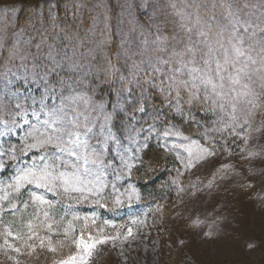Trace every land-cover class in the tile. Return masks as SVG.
Masks as SVG:
<instances>
[{"label":"snow or ice","instance_id":"1","mask_svg":"<svg viewBox=\"0 0 264 264\" xmlns=\"http://www.w3.org/2000/svg\"><path fill=\"white\" fill-rule=\"evenodd\" d=\"M45 6L46 11H38L23 27L17 15L23 9L17 10L15 4L0 6V11L5 15L10 11L16 19L14 27L0 30V54L6 53L0 102L5 97L9 101L3 105L8 119H0V137L22 132L18 143L0 150V174L14 169L0 183V223L5 216L13 217V222L17 215L21 217V230L13 233L9 222L0 232L9 248H13L12 238L23 240L29 248L35 245L28 241L38 240L44 249L45 241L52 244V236H40V229L59 235L54 229L69 215L63 235L74 232L73 221L81 218L72 211L73 203L92 199L105 207V189L119 193L115 181L130 178L137 162L143 165L141 154L150 149L153 135L163 140L162 148L175 150L174 159L180 164L174 169L177 178L183 175L181 168L191 170L216 156V149L183 135L174 123L165 121L164 128L158 129L155 121L161 113L171 111L181 122L197 125L207 120L201 112L227 113L235 120L242 98L251 97L247 103L255 108V100L264 96V16L259 24L250 21L245 11L250 5L242 0H187L179 11L175 3L170 4L183 33L175 32L173 22L171 51L169 37L162 35L168 14L155 25L160 34L151 42L145 38L136 43L120 32L117 46L106 0L93 4L88 27L77 23L84 10L82 0H73L71 21L67 9L60 16L59 0H41L37 8ZM177 45L182 47L177 50ZM257 63L260 67L253 69ZM257 82L258 92L253 87ZM138 114L151 116L153 123H141ZM217 123L222 124L223 117ZM234 127L230 128L233 134ZM229 167L221 165L218 171ZM122 195L128 201L133 196L139 199L130 186L124 194L112 196L115 205L123 202ZM29 208L32 212L25 220L21 210ZM204 235L211 237V233ZM116 238L94 239L89 234L86 242L82 230L79 240L73 236V243L82 246L86 255L53 264H87L93 248ZM13 250L21 252L19 247ZM48 250L57 252L55 247Z\"/></svg>","mask_w":264,"mask_h":264},{"label":"rangeland","instance_id":"2","mask_svg":"<svg viewBox=\"0 0 264 264\" xmlns=\"http://www.w3.org/2000/svg\"><path fill=\"white\" fill-rule=\"evenodd\" d=\"M82 2V21L77 23L88 27L92 23L89 10L96 0ZM204 2L207 3L208 0ZM242 2L250 5L245 10L248 14L246 18L259 24L264 16V8L260 7L264 0ZM5 3L15 4L17 10L23 9L17 12L21 27L38 11H46V6L37 8L41 0H0V6ZM106 3L111 9V24L116 33L117 46L120 42V32L132 37L136 43L145 38L151 42L160 34L156 32L155 25L161 24L165 14H168L169 23L162 27V35L169 37V51L174 45L171 40L175 34L173 22L175 32L183 35L179 28L180 18L171 15L173 9L170 4L175 3L176 10L179 11L187 0H106ZM145 3H151L155 7H138ZM72 5L73 0H59V14L62 18L67 9L68 19L71 21ZM121 5H124L123 9ZM60 6L63 7L61 13ZM15 25L16 19L10 11L7 15L0 11V30ZM179 47L182 45H177V50ZM251 54L254 59L259 60L255 52ZM5 56L6 53L0 54V72L6 70ZM16 63L18 64L19 60ZM252 67L255 69L260 65L257 63ZM253 87L258 92L259 82ZM247 99L251 97L242 98L237 105L235 120L227 113L217 115L201 112L200 116L206 115L207 120H201L199 125H192L201 127L203 139L184 133L176 121L161 113L160 119L155 121L158 129L164 128L165 121L174 123L183 135L216 149V156L207 161H200L191 170L185 171L181 168L183 175L178 178L174 166L172 173L162 182L164 186L161 185L157 196L139 189L132 173L130 178L115 181L119 193H113L110 187L105 189V207L97 206L92 199L80 204L73 203L72 211L81 218L73 221L74 232H70L67 237L63 235L71 215L55 227L54 230L59 232V235H52L40 229V236H52V244L48 245L45 241L44 249L39 247L38 240L28 241L29 244L35 245L34 248H29L23 240L9 238L13 248L21 249V252L17 253L5 245L4 237L0 236V264H17V261L20 264H53L54 260L86 255L81 250L82 246L78 247L73 243V236L79 240L82 230L86 242H90L87 241L89 234L94 239L101 235L118 237L93 248L91 255L87 257V264H264V96L255 100L258 105L255 108L247 103ZM8 103L6 97L0 102V119H8L7 109L3 107ZM14 103L15 101H12V104ZM149 112H153L151 107ZM138 115L142 116L141 123L145 120L153 123L151 116ZM219 117H223L222 124L217 123ZM233 125L235 134L230 131ZM21 136L22 132L17 130L14 134L0 137V150L7 148L9 144L18 143ZM163 143V140L155 135L149 141L150 145L161 147ZM168 143L171 145L172 141L169 140ZM169 152L175 157V150ZM221 165L230 167L218 171ZM177 167H180V164ZM13 173L14 169L10 167L6 174H0V183ZM210 182L212 186L208 187ZM130 186L135 188L139 199L133 196V199L128 201L127 196L122 195L123 202L115 205L112 196L124 194ZM181 187L183 192L179 191ZM168 193L173 194V201L171 205L165 206ZM57 203L59 205V201ZM59 207L63 210L64 205ZM21 212L26 220L32 209H22ZM84 217L88 219L85 220ZM13 219L11 216H5L4 223H0V232L4 231L5 224L9 222H12L13 233L21 230L20 215H17L14 222ZM128 229L132 230L131 235H128ZM23 231L26 232V228ZM205 233H211V237L205 236ZM49 247L57 248V252L52 253L48 250Z\"/></svg>","mask_w":264,"mask_h":264},{"label":"trees","instance_id":"3","mask_svg":"<svg viewBox=\"0 0 264 264\" xmlns=\"http://www.w3.org/2000/svg\"><path fill=\"white\" fill-rule=\"evenodd\" d=\"M61 10H63L62 6H60V13ZM79 21H82V19L80 18ZM174 115L176 114L173 112L166 113L168 119L172 118ZM174 121H176V123L184 133L198 139H201L203 137L201 127L193 126L192 123L190 124L186 120L181 122L178 115H176ZM142 156L144 160L143 165L138 163L133 170L132 176L134 182L136 186L139 189L143 190L145 193L157 196L160 192V188L164 186L162 182L165 181L167 179V176L172 173V169H174V166H176L177 168L179 163L175 161L174 156L168 150L156 144H151L150 149L147 150L146 153H143ZM153 169H155V171H153ZM165 198H167V200L165 201L164 205H171L173 201V194L168 193Z\"/></svg>","mask_w":264,"mask_h":264}]
</instances>
